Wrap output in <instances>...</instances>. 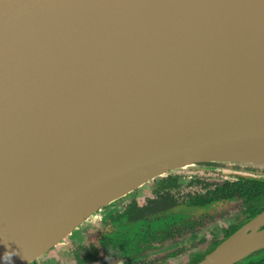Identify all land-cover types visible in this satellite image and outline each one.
Returning a JSON list of instances; mask_svg holds the SVG:
<instances>
[{
    "label": "water",
    "instance_id": "obj_1",
    "mask_svg": "<svg viewBox=\"0 0 264 264\" xmlns=\"http://www.w3.org/2000/svg\"><path fill=\"white\" fill-rule=\"evenodd\" d=\"M222 1L0 0V180L52 170L55 205L102 208L167 171L264 146V50L254 32L242 58L222 43L250 1L264 17V0ZM263 229L264 211L196 264L244 259L264 246L235 260L223 247Z\"/></svg>",
    "mask_w": 264,
    "mask_h": 264
},
{
    "label": "trees",
    "instance_id": "obj_2",
    "mask_svg": "<svg viewBox=\"0 0 264 264\" xmlns=\"http://www.w3.org/2000/svg\"><path fill=\"white\" fill-rule=\"evenodd\" d=\"M214 163L217 162L201 165L213 166ZM245 173L183 192L179 190L181 186L176 185L177 177L171 174L173 181L144 202L137 198H125L122 202L129 190L119 197L121 200L117 198L106 207L103 230L97 240L88 234L83 241L71 246L72 260L75 264H157L208 243L209 237L203 236L208 232L215 243L185 261V264L198 263L242 224L264 211V176ZM229 203L241 204L229 211L216 210ZM228 221L232 223L223 228V236L211 229ZM234 264H264V248Z\"/></svg>",
    "mask_w": 264,
    "mask_h": 264
},
{
    "label": "bare ground",
    "instance_id": "obj_3",
    "mask_svg": "<svg viewBox=\"0 0 264 264\" xmlns=\"http://www.w3.org/2000/svg\"><path fill=\"white\" fill-rule=\"evenodd\" d=\"M251 2L246 9V15H248L246 24L237 32V36L232 37L226 33L222 35V43L227 49H233L230 43L226 44L227 40L231 43L233 40L235 44L240 45L236 53H239L237 55L241 58L245 56L247 50L252 53L254 49V42L249 43L252 32L257 37L258 49L264 50V32L261 33V36L259 35L261 26L257 23L261 22L260 19H264V17L258 12L254 16L256 9L252 11ZM222 3V0H213L212 6H220ZM259 5L264 8V1L263 3L259 2ZM221 29L225 30V27L221 26ZM205 34L206 32L202 29L195 33L196 36L200 35L199 40L201 37L205 38ZM188 41L189 39L186 43ZM184 48L185 56H189L186 52L187 47L184 46ZM215 161L251 166L264 165V146L232 152ZM59 177L60 175L55 171L44 170L23 179L0 180V264H26L61 235L71 231L75 226H79L98 208L99 205H55L52 186ZM144 182L138 183L131 189ZM45 224L52 225L55 230L43 242L33 239L31 236ZM261 246H264V229L250 234L240 232L228 241L222 250L225 251L228 260H235Z\"/></svg>",
    "mask_w": 264,
    "mask_h": 264
},
{
    "label": "rangeland",
    "instance_id": "obj_4",
    "mask_svg": "<svg viewBox=\"0 0 264 264\" xmlns=\"http://www.w3.org/2000/svg\"><path fill=\"white\" fill-rule=\"evenodd\" d=\"M212 165L213 166H203L201 165V163H193L167 171L162 175L155 176L149 179L144 184L142 183L138 185L139 187L136 186L134 189H131V192L126 197L122 198V202L125 201V198L126 200L137 198L143 202L146 201L149 197L153 198L159 189L161 190L164 186L168 185L167 183L173 181L171 174L177 177L176 185L181 186V188H179L181 192L185 190L195 191L199 188H202L203 185H205V183L207 182H218L220 180H223L224 178L231 177L230 175L244 171L247 174L264 176V165L251 166L222 162L214 163ZM202 180H205L206 182ZM114 202H116V200H114ZM240 204L241 203H229L228 205H224L223 207L219 206L218 208H216V210L226 209V211H229L236 205ZM106 207H100L101 209L97 208L90 215V217L79 227L77 226L76 229L72 231V233L69 234L68 232L64 234L58 242L53 245L50 244L52 246L48 245L46 248L42 249L37 255H35V257H33V259L30 260V263L28 264H73L74 262L72 261V255L70 252V246L72 242H81L83 239H85L84 236L88 237V231L92 233L95 231H99V226L102 222L100 220V217L105 213ZM230 223H232V221L225 222L222 226L218 225L214 228V230H216L218 235H222L223 228H227ZM234 223H237V221H234ZM203 236L209 237L208 243L203 244L199 248L189 250L176 258H172V260L166 264H183L186 260L193 259L198 254H202L204 251H207L210 244L212 243L213 236H211V234H209L208 232L204 233Z\"/></svg>",
    "mask_w": 264,
    "mask_h": 264
},
{
    "label": "flooded vegetation",
    "instance_id": "obj_5",
    "mask_svg": "<svg viewBox=\"0 0 264 264\" xmlns=\"http://www.w3.org/2000/svg\"><path fill=\"white\" fill-rule=\"evenodd\" d=\"M112 202H114V201H112ZM104 217H105V213L102 214L101 217H100V220H101L102 222H101V225L99 226V228H100L99 231H95V232H93V233L90 232V231L87 232V235L90 234V235L93 236L92 239H93L94 241L97 240V238L100 236L99 234H100L101 231L103 230V220H104ZM218 225H221V226H222V222L219 223V224H217V225H215V226L212 227L211 229L214 230V228H215L216 226H218ZM75 227H77V226H75ZM75 227H74V228H75ZM214 231L216 232V230H214ZM222 233H223V232H222ZM216 234L218 235L217 232H216ZM63 235H64V234H63ZM63 235H61V237H62ZM84 235H85V232H84ZM220 236H223V234L220 235ZM61 237H60V238H61ZM84 237L86 238V236H84ZM58 239H59V238H58ZM58 239H57V240H58ZM83 240H84V239H83ZM83 240H82V241H83ZM214 241H215V240L212 239V243L210 244L209 248L211 247V245H212L213 243H215ZM56 242H58V241L55 240L54 243H56ZM54 243H53V244H54ZM74 243H75V242H72L71 246H72ZM50 246H51V245H50ZM50 246H49V247H50ZM71 246H70V250H71ZM209 248H208V249H209ZM175 249H178V248L176 247ZM193 249H196V248H193ZM193 249H191V250H193ZM170 250H172V249H170ZM170 250H168V251H170ZM187 251H189V250H187ZM70 252H71V251H70ZM185 253H186V252H185ZM180 255H181V254H180ZM180 255H178V256H180ZM157 256H158V255H157ZM178 256H177V257H178ZM174 258H176V257H174ZM171 260H172V257L167 258V259H165V260H163V261H160V262H156V263H157V264H166V263L170 262ZM72 261H73V260H72ZM73 262H74V261H73ZM28 263H30V261L27 262V264H28ZM73 264H75V263H73ZM183 264H185V263H183Z\"/></svg>",
    "mask_w": 264,
    "mask_h": 264
}]
</instances>
